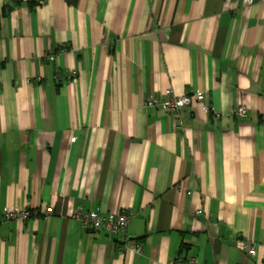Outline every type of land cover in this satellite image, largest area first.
Returning <instances> with one entry per match:
<instances>
[{
  "label": "crops",
  "instance_id": "crops-1",
  "mask_svg": "<svg viewBox=\"0 0 264 264\" xmlns=\"http://www.w3.org/2000/svg\"><path fill=\"white\" fill-rule=\"evenodd\" d=\"M0 264H264V0H0Z\"/></svg>",
  "mask_w": 264,
  "mask_h": 264
},
{
  "label": "built area",
  "instance_id": "built-area-1",
  "mask_svg": "<svg viewBox=\"0 0 264 264\" xmlns=\"http://www.w3.org/2000/svg\"><path fill=\"white\" fill-rule=\"evenodd\" d=\"M253 1L254 0H246L247 4H251ZM49 60H52V57H50ZM72 75L75 76L74 73ZM164 96L165 97L163 101L156 99L147 100L145 102V106L154 107L161 105L166 110L167 114L177 122L182 118L183 112L189 107H191L193 103L201 104L203 112L205 114L213 113V109L210 107L209 104L204 105L205 94L202 92H196L190 95H184L179 97L172 94L171 91L167 90ZM234 116L236 118H245L247 116V111L245 108L239 107L235 110ZM216 117L218 118L217 114ZM180 128V126H177L178 130ZM46 213L50 214V211L47 210ZM197 214H202V211L198 210ZM132 215L133 212L123 210L117 212H110L105 215L78 210L73 213L72 217L78 220L82 228L85 230H92L95 232L102 231L111 235H117L125 231L129 219L132 217ZM31 216L32 211L30 210H17L8 208H5L3 210V217L5 218V220L8 221H25ZM135 250L136 252H139L140 248L138 246H135ZM249 254H254L253 248L249 249ZM190 262H193V260H190ZM177 263H180V261H178Z\"/></svg>",
  "mask_w": 264,
  "mask_h": 264
},
{
  "label": "trees",
  "instance_id": "trees-1",
  "mask_svg": "<svg viewBox=\"0 0 264 264\" xmlns=\"http://www.w3.org/2000/svg\"><path fill=\"white\" fill-rule=\"evenodd\" d=\"M66 2L69 4H75L77 2V0H66Z\"/></svg>",
  "mask_w": 264,
  "mask_h": 264
}]
</instances>
